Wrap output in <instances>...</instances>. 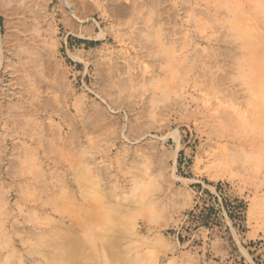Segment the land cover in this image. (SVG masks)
I'll return each instance as SVG.
<instances>
[{"label": "rangeland", "instance_id": "obj_1", "mask_svg": "<svg viewBox=\"0 0 264 264\" xmlns=\"http://www.w3.org/2000/svg\"><path fill=\"white\" fill-rule=\"evenodd\" d=\"M221 184L240 227L190 215ZM233 229L264 233V0H0V264H244Z\"/></svg>", "mask_w": 264, "mask_h": 264}, {"label": "built area", "instance_id": "obj_2", "mask_svg": "<svg viewBox=\"0 0 264 264\" xmlns=\"http://www.w3.org/2000/svg\"><path fill=\"white\" fill-rule=\"evenodd\" d=\"M200 195L203 196V201L190 212L193 218H201L202 224H208L211 227L217 224L221 225L224 218L229 220L232 218L234 219L232 220L233 226H241L246 206L242 200L233 195L231 186L221 184L206 194H203L202 190ZM253 247L257 252L253 261L255 264H264V239L255 240ZM233 264H241L240 258H235Z\"/></svg>", "mask_w": 264, "mask_h": 264}, {"label": "crops", "instance_id": "obj_3", "mask_svg": "<svg viewBox=\"0 0 264 264\" xmlns=\"http://www.w3.org/2000/svg\"><path fill=\"white\" fill-rule=\"evenodd\" d=\"M212 189V188H211ZM212 191V190H210ZM233 238L235 240L234 246H237V253L238 255L244 258L245 263L244 264H255V262L251 258V253H249L245 248L242 249L240 246L242 241L243 242H252L257 239H262L264 237V233L261 231H253L248 230L245 234V238L241 241V239L237 238L236 232L233 229L232 230ZM209 246L210 250L213 253L214 257H217L221 262L226 261L230 263L232 260L229 258L231 257V247L228 244L227 240H225L223 237L218 236L217 234H212L209 237ZM244 249L246 252H244Z\"/></svg>", "mask_w": 264, "mask_h": 264}, {"label": "bare ground", "instance_id": "obj_4", "mask_svg": "<svg viewBox=\"0 0 264 264\" xmlns=\"http://www.w3.org/2000/svg\"><path fill=\"white\" fill-rule=\"evenodd\" d=\"M261 106V105H260Z\"/></svg>", "mask_w": 264, "mask_h": 264}]
</instances>
